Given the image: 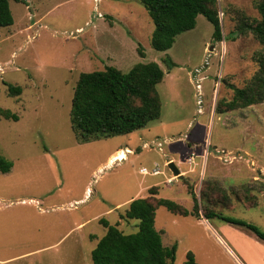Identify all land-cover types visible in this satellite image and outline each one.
<instances>
[{
    "label": "rangeland",
    "instance_id": "1",
    "mask_svg": "<svg viewBox=\"0 0 264 264\" xmlns=\"http://www.w3.org/2000/svg\"><path fill=\"white\" fill-rule=\"evenodd\" d=\"M257 1L217 0L220 41L199 15L193 30L156 52L153 24L136 0H10L13 24L0 27V108L18 121L0 119V157L12 163L0 172V264H92L90 252L106 232L99 220L136 232L137 222L121 217L125 201L138 191L148 197L145 187L153 186L158 198L186 210L193 207L188 188L198 201V220L155 212L163 245H176L174 264L188 252L198 264H262L264 244L253 233L204 219L211 209L264 232V103L216 111L232 97L229 86L244 87L257 70L260 44L250 32L232 33L242 18L259 19ZM149 62L164 77L156 87L160 117L145 133L149 143L158 136L162 151L151 143L135 154L138 133L79 144L69 122L79 74L108 66L126 73ZM4 83L21 93L8 95ZM125 145L135 155L115 152ZM154 163L162 174H139Z\"/></svg>",
    "mask_w": 264,
    "mask_h": 264
},
{
    "label": "trees",
    "instance_id": "2",
    "mask_svg": "<svg viewBox=\"0 0 264 264\" xmlns=\"http://www.w3.org/2000/svg\"><path fill=\"white\" fill-rule=\"evenodd\" d=\"M12 1L23 3V0ZM136 1L145 9L153 24L149 43L156 52L169 50L178 35L193 30L199 15L213 27V38L217 41L222 39L217 0ZM9 2L10 0H0V27H10L13 24ZM256 10L258 20L248 21L242 18L232 33L238 36L250 32L260 44L261 49L253 55L257 70L244 87L229 86L232 97L216 107L220 114L264 103V0L257 1ZM164 63L169 69L174 66L171 60H164ZM163 77V70L155 62L135 64L126 73L111 66L102 71L80 73L73 89L69 111V122L76 141L87 144L125 136L145 129L150 123L157 121L161 104L156 87ZM4 85L10 96L21 93L19 86L8 83ZM0 119L18 121L16 114L1 108ZM123 152L119 151V154ZM118 161L121 162L119 156L114 163ZM11 167L10 161L0 157L2 174L8 173ZM187 192L193 200L191 211L171 200L155 198L156 187L148 190V197L133 199L121 216L125 220L137 222V230L131 234H124L117 226L100 219L106 232L90 252L91 263L174 264L176 245H163L161 233L155 229V212L163 207L174 215L200 219L197 198L190 188ZM242 199L248 200L249 197L245 196L240 200ZM204 219L208 222L217 219L225 224L244 228L264 243V232L254 225L226 217L211 209L205 210ZM184 264H198L193 253L186 254Z\"/></svg>",
    "mask_w": 264,
    "mask_h": 264
},
{
    "label": "crops",
    "instance_id": "3",
    "mask_svg": "<svg viewBox=\"0 0 264 264\" xmlns=\"http://www.w3.org/2000/svg\"><path fill=\"white\" fill-rule=\"evenodd\" d=\"M147 129L145 128V129H142V130H139V131H136V132H133V133H138V135L135 137V140H136V143L135 144H137L141 149H139V152L138 153H135V154H140L141 152H142V150L143 149H146V147H147V145H149V144H151V143H153L154 145H158V147L160 148L159 149V151H162V143H160V141H157L158 139V136H156V135H154V137H151V141H150V143H149V141H147V139H148V137L146 136V133H145V131H146ZM133 135H135V134H133ZM134 144V145H135ZM123 150L122 149H116L115 150V152L117 153L118 151H129L130 153H126V155L128 154V155H135V154H132V152H131V147H128L127 145H125V146H123ZM115 153V154H116ZM127 158V157H126ZM126 160V159H125ZM142 168H145V167H142ZM142 168H140L139 169V174H141L140 173V170L142 169ZM154 168H157L158 170H159V167H158V165H157V163H154V167L152 168V169H154ZM151 169V170H152ZM148 170V169H147ZM151 170H148V171H151ZM160 171V170H159ZM160 174H162V172H160ZM142 175V174H141ZM166 181H170L169 179H167L166 178ZM161 183V182H160ZM163 183V182H162ZM169 183V182H168ZM164 184V183H163ZM153 187H155V186H153ZM150 188H152V187H150ZM149 187H145V192H146V194L149 196V194H148V190L150 189ZM156 188H159V187H156ZM142 191V190H141ZM157 194H158V189H157ZM157 194L156 195H154V197L155 198H158L157 197ZM141 197V192L140 191H138L134 196H132V197H130L129 198V200H126L125 202H128L127 203V205L133 200V199H136V198H140ZM252 197V196H251ZM252 199H253V197H252ZM245 199H242V201H244ZM124 202V203H125ZM117 205H120V204H117ZM255 205V204H254ZM124 206V205H123ZM125 209V208H124ZM110 211V210H109ZM109 211H107V213L109 212ZM188 211H191V210H188ZM187 217V216H186ZM190 217H192V216H190ZM97 218V217H96ZM194 218V217H193ZM98 219V218H97ZM195 219V218H194ZM198 220V219H197ZM84 223H80L79 225H78V227L79 226H82ZM160 232V231H159ZM255 237V236H254ZM255 239L258 241V242H260V243H262V244H264L263 242H261V241H259L256 237H255ZM261 250H263V252H264V248L263 247H261L260 248ZM246 259V258H245ZM246 261H247V263L248 264H253V263H251L249 260H247L246 259ZM241 264H243L242 262H240ZM262 264H264V256H263V258H262Z\"/></svg>",
    "mask_w": 264,
    "mask_h": 264
},
{
    "label": "built area",
    "instance_id": "4",
    "mask_svg": "<svg viewBox=\"0 0 264 264\" xmlns=\"http://www.w3.org/2000/svg\"><path fill=\"white\" fill-rule=\"evenodd\" d=\"M140 173L142 175H151V176H157L160 174V171L157 168L152 169L151 171H148L146 168H142L140 170Z\"/></svg>",
    "mask_w": 264,
    "mask_h": 264
},
{
    "label": "water",
    "instance_id": "5",
    "mask_svg": "<svg viewBox=\"0 0 264 264\" xmlns=\"http://www.w3.org/2000/svg\"><path fill=\"white\" fill-rule=\"evenodd\" d=\"M168 168H169V170L172 172V175H173L174 177H179V178H181V176L179 175V170L177 169V167L174 165L173 162H170V163L168 164Z\"/></svg>",
    "mask_w": 264,
    "mask_h": 264
}]
</instances>
